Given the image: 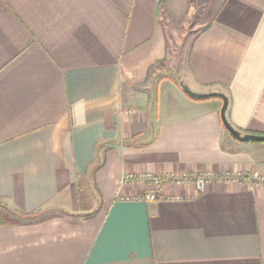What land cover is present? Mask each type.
Segmentation results:
<instances>
[{
  "label": "crops",
  "instance_id": "obj_1",
  "mask_svg": "<svg viewBox=\"0 0 264 264\" xmlns=\"http://www.w3.org/2000/svg\"><path fill=\"white\" fill-rule=\"evenodd\" d=\"M264 0H0V264H264Z\"/></svg>",
  "mask_w": 264,
  "mask_h": 264
},
{
  "label": "built area",
  "instance_id": "obj_2",
  "mask_svg": "<svg viewBox=\"0 0 264 264\" xmlns=\"http://www.w3.org/2000/svg\"><path fill=\"white\" fill-rule=\"evenodd\" d=\"M144 181L148 183L153 191L145 193V200H155L158 198V190L164 183L173 185H182L192 183L197 192H202L207 185L213 182L221 183H247L251 187H264V174L259 170L252 171H237V170H222V172L214 173L213 171L202 172H181V173H158L152 174L149 172H141L138 174H124L121 177L122 183H132Z\"/></svg>",
  "mask_w": 264,
  "mask_h": 264
},
{
  "label": "water",
  "instance_id": "obj_3",
  "mask_svg": "<svg viewBox=\"0 0 264 264\" xmlns=\"http://www.w3.org/2000/svg\"><path fill=\"white\" fill-rule=\"evenodd\" d=\"M179 85L182 89V92L186 93L189 97L194 99H207L210 97H219L222 100V105L220 108L219 115L223 128L226 129L235 139L242 142H248L252 140L264 141V135H257L251 133H241L240 131L233 128V126L228 122L226 118V109L228 105V98L221 92H206V93H197L189 89V87L183 83L179 82Z\"/></svg>",
  "mask_w": 264,
  "mask_h": 264
}]
</instances>
